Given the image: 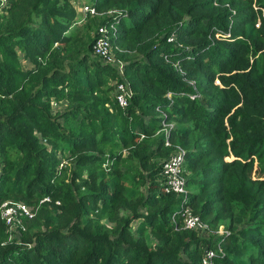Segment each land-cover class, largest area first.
I'll return each mask as SVG.
<instances>
[{
	"label": "trees",
	"instance_id": "1",
	"mask_svg": "<svg viewBox=\"0 0 264 264\" xmlns=\"http://www.w3.org/2000/svg\"><path fill=\"white\" fill-rule=\"evenodd\" d=\"M82 2L95 12L80 20ZM176 146L179 193L162 167ZM7 198L36 211L16 236L0 219V264H202L207 249L212 264H264V0L0 4ZM183 206L207 227H184Z\"/></svg>",
	"mask_w": 264,
	"mask_h": 264
},
{
	"label": "built area",
	"instance_id": "2",
	"mask_svg": "<svg viewBox=\"0 0 264 264\" xmlns=\"http://www.w3.org/2000/svg\"><path fill=\"white\" fill-rule=\"evenodd\" d=\"M7 0H0V4H4ZM83 11L94 13L95 10L91 6L83 5ZM98 33L92 44V50L103 61L110 62L116 66L117 71L121 75V80L116 81L114 84V96L117 103L124 107L127 104V99L131 95V88L128 81L122 75V63L121 60L109 55L110 43L105 27H98ZM171 36L168 40H171ZM183 149L176 146L171 154L163 161L162 167L164 172V190H171L179 193L184 192V177L181 174V162H182ZM48 196H43L40 201L48 200ZM58 201H56L57 203ZM34 214L33 209L23 201L13 198H7L0 200V219L6 225L9 232V236H16L19 231L24 228L23 220L29 219ZM182 225L186 228L204 229L207 224L203 222L196 213H192L188 206L181 208ZM219 250V249H218ZM213 256V250L207 249L201 257L202 264H212L211 257Z\"/></svg>",
	"mask_w": 264,
	"mask_h": 264
},
{
	"label": "rangeland",
	"instance_id": "3",
	"mask_svg": "<svg viewBox=\"0 0 264 264\" xmlns=\"http://www.w3.org/2000/svg\"><path fill=\"white\" fill-rule=\"evenodd\" d=\"M8 1V0H7ZM83 5H85V3H77L76 5H75V9H76V14H77V16H78V18L81 20L82 19V17L84 16V11H83ZM93 53V52H92ZM109 55H111V56H113V53H112V51L109 49ZM94 54V53H93ZM94 55H96V54H94ZM96 56H98V55H96ZM99 57V56H98ZM115 66H118V63H115L114 64ZM131 88V87H130ZM63 161H64V159L63 158H61ZM32 209H33V211H34V213H35V211H36V207H35V205H29ZM223 230H224V225H223V223H219L218 224V226H217V229H215V230H212V232L213 233H222L223 232ZM199 232H200V234L202 235V236H208V234L210 233V231H201V230H199ZM182 257H184L183 255H182Z\"/></svg>",
	"mask_w": 264,
	"mask_h": 264
}]
</instances>
